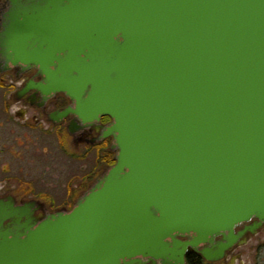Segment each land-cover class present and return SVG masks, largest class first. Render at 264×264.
Segmentation results:
<instances>
[{"label":"water","instance_id":"95a60500","mask_svg":"<svg viewBox=\"0 0 264 264\" xmlns=\"http://www.w3.org/2000/svg\"><path fill=\"white\" fill-rule=\"evenodd\" d=\"M11 5L6 63L70 97L60 117H110L118 154L69 212L0 200V264L182 263L189 246L223 235L221 256L239 224L264 221V0Z\"/></svg>","mask_w":264,"mask_h":264},{"label":"flooded vegetation","instance_id":"af4514ba","mask_svg":"<svg viewBox=\"0 0 264 264\" xmlns=\"http://www.w3.org/2000/svg\"><path fill=\"white\" fill-rule=\"evenodd\" d=\"M11 6V0H0V37ZM43 81L44 76L35 67L25 69L7 64L0 39V200L15 206L40 205L42 209L35 212L40 218L72 210L114 165L118 154L114 137L106 135L113 122L110 117L91 123H84L71 112L60 117L69 108H75V102L64 93L44 95L33 87ZM42 142L46 144L41 147L43 154L49 155V147H56L76 168L69 175L62 197L36 191L38 180L32 172L33 165L37 168L38 144ZM58 204L62 208L50 210L49 206ZM241 233V238L221 256L215 257L213 253L221 243L228 242L223 235L217 236L213 243L189 246L182 263L179 258L143 261L144 264H248L247 250L255 242V264H264V236H261L264 221L253 218L239 224L235 234ZM178 238L186 242L193 240L194 235ZM205 252L212 254L207 258Z\"/></svg>","mask_w":264,"mask_h":264},{"label":"rangeland","instance_id":"374dc122","mask_svg":"<svg viewBox=\"0 0 264 264\" xmlns=\"http://www.w3.org/2000/svg\"><path fill=\"white\" fill-rule=\"evenodd\" d=\"M45 143H39V156L37 163V168L33 165L32 175L38 180L36 184L37 192H44L48 194H52L53 197L59 198L62 197L65 191L67 184L69 183V175H72L76 168L73 165H70L65 156L59 151L56 147H49L48 154L45 155L42 153V146ZM46 145V144H45ZM49 161L47 162V158ZM73 167V168H72ZM48 188V189H47ZM58 201V200H57ZM75 207V206H74ZM50 210H54L56 208H62L60 204L49 206ZM73 209V208H72ZM264 236V233L261 235ZM255 242H251L248 248L247 262L248 264H255V252L253 244ZM249 259V261H248ZM253 259V260H252Z\"/></svg>","mask_w":264,"mask_h":264}]
</instances>
